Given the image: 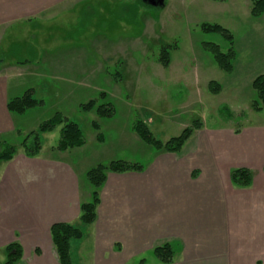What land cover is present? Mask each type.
Wrapping results in <instances>:
<instances>
[{"label": "rangeland", "instance_id": "rangeland-1", "mask_svg": "<svg viewBox=\"0 0 264 264\" xmlns=\"http://www.w3.org/2000/svg\"><path fill=\"white\" fill-rule=\"evenodd\" d=\"M72 1L61 5L44 21L15 25L4 38L0 37V74L15 73L11 83L18 87L16 96L32 90L34 98L42 103L24 115H17L18 131L5 139L7 144L17 148L15 160L21 157L19 152H23V139L56 114L78 124L86 140L82 149H74L68 155L70 162L87 157L91 159L90 168L107 166L113 161L140 163L145 166L142 174L151 172L149 167L159 164L160 157L167 153L156 151L138 137L132 129L136 121L146 123L157 140L167 142L198 120L202 128L194 136L212 133L216 147L213 144L210 151L219 149V152H226L241 130L253 129L254 134L264 132V109L255 112L252 108L256 99L253 80L264 74V70L255 71L264 68L257 65L259 59L264 58L260 52L264 45V16L251 17L250 0H167L164 9L147 0H83L79 4ZM204 24L227 29L234 37V48L241 46L234 72L222 71L212 55L204 50L203 43L218 44L222 51L230 47L222 35L204 33L201 28ZM163 50L169 53L167 68L160 63ZM212 81L221 85L219 94L209 90ZM102 93L107 95L105 100L101 99ZM90 101H96L97 107L111 103L116 109L115 117L100 118L96 110L83 111L82 106ZM93 122L101 126L102 143L97 141ZM194 136L186 149L192 146ZM60 137L61 127L42 135L44 155L51 153L66 159V154L55 150ZM204 147L202 144L199 149ZM173 155L180 160L175 167H194V179L199 178L201 172L196 168L202 166L201 155L191 160L184 158L182 152ZM18 165L19 175L15 178L25 184L26 171ZM254 175L257 176L256 171ZM83 181L91 188L88 179ZM189 196L190 193L188 200ZM108 204L102 210L112 203ZM121 205L122 201L117 200V211H122ZM173 213L166 218H173ZM142 217L136 218V222L145 220ZM194 218L200 215L195 213ZM71 225L84 233L83 239L71 243L73 264H104L105 256L110 255L107 242L114 238L107 242L101 239L102 249L96 256L92 242L94 224L84 225L79 220ZM202 225L204 222L195 227L200 229ZM193 232L194 229L188 234L183 231L189 247ZM203 235L195 236L203 241ZM206 237V241L210 240ZM43 244L49 245V256L58 261L51 241ZM164 244L154 245L153 249L145 246L125 262L161 264L154 249ZM172 246L177 256L181 246L177 243ZM37 254L40 251L37 250ZM116 258H108L109 263H120ZM44 260L47 261L45 255ZM4 261L2 250L0 264ZM33 261L34 257L27 251L19 264Z\"/></svg>", "mask_w": 264, "mask_h": 264}, {"label": "crops", "instance_id": "crops-1", "mask_svg": "<svg viewBox=\"0 0 264 264\" xmlns=\"http://www.w3.org/2000/svg\"><path fill=\"white\" fill-rule=\"evenodd\" d=\"M69 1L0 0V37L4 38L15 25L32 20L44 21ZM81 2L83 0L71 3ZM166 5L167 0L163 9ZM248 5L251 7L250 1ZM260 52L264 55V45ZM257 65L264 66V58L261 57ZM250 69L253 71V66ZM14 74H0V142H5L7 137L18 131L17 115L7 108L11 99L19 97L16 96L17 85L11 83ZM262 133L254 134L253 129L241 130L226 152H219V149L210 151L213 144L216 147L212 133L202 137L200 133L197 137L193 135L192 146L184 147L182 154L189 160L202 156V166L196 168L201 172L197 179H194V167H175L180 160L173 154L160 157L159 164L149 167L151 172L146 174L110 173L101 192L98 218L94 224L92 242L95 255L102 249L99 241L104 238L107 242L114 238L107 242L110 255L105 256L104 264H110L108 258L111 256L117 257L116 261L120 262L117 264H126V258L133 259L145 246L153 249L154 245L162 243L181 246L172 264H264ZM202 144L205 147L199 149ZM71 152L73 150L60 152L66 154V159L51 153L44 155L43 149L39 156L30 159L19 152V159L15 160V157L12 161L0 163V251L16 242L21 244L25 254L31 252L34 257L32 264H59L49 256V245L46 247L43 243L51 241L53 224H74L80 220V207L90 202L92 192L88 183L84 185L83 181L87 180V173L92 169L91 159L85 157L84 160L70 162L67 158ZM18 161L26 171L25 184L15 178L19 175L16 170L20 166L15 164ZM238 168L257 172L252 186L239 188L231 183V173ZM188 193L191 195L189 200ZM117 200L123 203L122 211L116 210ZM107 203L112 204L102 210ZM171 212H174L171 214L173 218L169 220L166 216ZM195 213L200 215L199 220L194 218ZM141 215L145 220L136 222L135 219H140ZM201 222H204L202 228L195 227ZM181 227L185 229L180 230ZM193 229L189 247L185 239ZM198 234H204L203 241L196 238ZM206 236L210 240L206 241Z\"/></svg>", "mask_w": 264, "mask_h": 264}, {"label": "trees", "instance_id": "trees-1", "mask_svg": "<svg viewBox=\"0 0 264 264\" xmlns=\"http://www.w3.org/2000/svg\"><path fill=\"white\" fill-rule=\"evenodd\" d=\"M213 2H224L226 0H210ZM250 15L252 18H260L264 15V0H250ZM202 31L206 34L222 35L230 45L227 51H222L220 46L215 43H203L205 51L210 53L218 67L227 74L235 69L237 51L234 48V37L227 29L220 25H202ZM160 63L164 68L170 65L169 53L163 50L160 56ZM256 92V99L252 103L255 112H261L264 109V74L257 76L252 83ZM209 90L213 94H219L222 87L219 83L212 81L209 83ZM105 93L101 94V99H106ZM42 103L34 98L32 90L25 92L22 96L16 97L8 102L7 108L10 113L24 115L29 110L40 106ZM85 112L96 110L100 118H114L116 115L115 107L107 102L97 107L96 101H90L82 106ZM61 127V137L55 150L67 152L82 148L86 145V140L80 126L74 122L65 119L62 115L56 114L50 120L42 123L37 131L30 132L22 141L21 147L27 158H35L40 155L43 149L42 135L49 134ZM92 128L97 132V141L104 142L101 126L98 122L92 123ZM202 122L195 120L187 127L180 136L171 138L167 142L157 140L149 127L143 121H136L132 129L138 137L148 146L156 151L167 154H178L182 152L187 142L196 131L201 130ZM17 154V148L5 142H0V163L12 161ZM145 166L140 163H130L125 161H113L110 164L98 165L87 173L88 182L91 185V201L84 203L80 207V221L84 225H93L98 218V207L101 203V190L105 186L108 174H126L144 172ZM264 172V168H263ZM254 172L247 168H238L232 171L230 179L235 187L248 188L252 186ZM84 233L81 229L68 223H55L50 228L51 242L55 248L59 264H73L71 255V243L74 240H81ZM6 261L4 264H19L24 256V248L19 243H11L4 250ZM154 255L161 264H172L175 259V250L173 246L166 243L154 249Z\"/></svg>", "mask_w": 264, "mask_h": 264}, {"label": "flooded vegetation", "instance_id": "flooded-vegetation-1", "mask_svg": "<svg viewBox=\"0 0 264 264\" xmlns=\"http://www.w3.org/2000/svg\"><path fill=\"white\" fill-rule=\"evenodd\" d=\"M149 3H151L153 6H157V7H160L163 8V5L165 3V0H164V3L162 4V0H147Z\"/></svg>", "mask_w": 264, "mask_h": 264}, {"label": "water", "instance_id": "water-1", "mask_svg": "<svg viewBox=\"0 0 264 264\" xmlns=\"http://www.w3.org/2000/svg\"><path fill=\"white\" fill-rule=\"evenodd\" d=\"M164 3V0H162V4Z\"/></svg>", "mask_w": 264, "mask_h": 264}]
</instances>
